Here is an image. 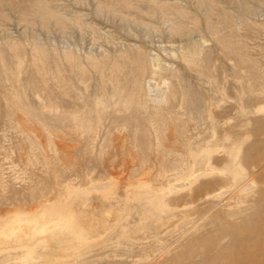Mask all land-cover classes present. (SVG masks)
I'll return each mask as SVG.
<instances>
[{
	"label": "rangeland",
	"instance_id": "374dc122",
	"mask_svg": "<svg viewBox=\"0 0 264 264\" xmlns=\"http://www.w3.org/2000/svg\"><path fill=\"white\" fill-rule=\"evenodd\" d=\"M46 205L68 264H264V0H0V220Z\"/></svg>",
	"mask_w": 264,
	"mask_h": 264
},
{
	"label": "bare ground",
	"instance_id": "6f19581e",
	"mask_svg": "<svg viewBox=\"0 0 264 264\" xmlns=\"http://www.w3.org/2000/svg\"><path fill=\"white\" fill-rule=\"evenodd\" d=\"M240 150L241 147H238L232 152V161L238 158ZM196 158L195 164L198 171L203 173L208 172L207 156ZM236 165H228L224 173L229 174L231 177L230 179H232L235 184L233 186L237 187L238 194L242 196L243 193L255 187V185L253 181L246 180L247 176L243 169ZM226 177H228V175H226ZM225 193H227V191L220 195L223 196ZM156 209H161V205L157 204ZM72 218L68 210L59 206L46 205L31 216H12L6 220H0V255L9 253L10 249H15V252H13L17 253L16 249L20 248L19 250L22 249L23 255L18 260L17 264H31L35 255L33 246H35V244H41L45 245L46 253H44L45 256H43L46 260L43 259V261H46V264H68V259L74 254L77 252L79 254L83 247L85 249V246L92 245L88 244L89 242L85 236L86 234H84V229L78 228ZM82 255L83 254H81V256ZM75 257H78V255Z\"/></svg>",
	"mask_w": 264,
	"mask_h": 264
}]
</instances>
